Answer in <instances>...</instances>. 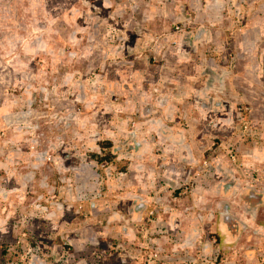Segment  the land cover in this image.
<instances>
[{"label": "rangeland", "instance_id": "obj_1", "mask_svg": "<svg viewBox=\"0 0 264 264\" xmlns=\"http://www.w3.org/2000/svg\"><path fill=\"white\" fill-rule=\"evenodd\" d=\"M81 1L85 0H72V3L71 0H59V2L58 0H0V112H9L11 117L9 119L11 125L7 128L4 125V117L0 113V136L8 135L11 129L22 131L33 127L34 130L32 129V131H35V136H32L35 139L33 145L46 152L47 158L42 165L43 174L48 180L52 178V184L46 188L44 197L37 190L27 186L23 195L29 199L34 197L50 204L48 208H45V211L54 216L50 217V215L43 213L42 217H36L37 212L34 211L35 218L30 219L35 220L31 223L26 222L28 218L20 219V217L19 219L13 217L8 224L6 222L3 227L7 228V231L0 234V264H264V200L263 203L258 204L255 212H251L249 209H241L240 212L236 208L240 197L243 195L236 196V198H232L234 212L231 217L227 218L221 216L220 212L221 205L228 200L227 197L221 200V198H215L216 195L214 194L207 196V193L212 191L223 190L224 193L229 188L246 191L248 194L252 191L255 194L247 196L246 201L248 202L253 199L254 201L260 200L258 194L264 193V172L261 171L264 170V161L262 159V162L257 159L254 160L252 154L246 155V153L253 152L259 157L264 156V50L262 46V58H252L255 61V66L252 64V67L256 73H254V78L247 80V77L243 76L244 73H248L246 71L248 60L243 58L245 50L248 46H252V42H256L255 46L256 49L258 47V50L260 45L258 39L255 41L253 29L247 25L246 20L233 23L225 22L228 25L223 24L224 26L221 28L203 29L207 32L206 34L212 32V39L202 45L204 52H199L200 55L198 56H202L201 61H203L207 82L209 81L210 84L212 81L219 82L222 79V82L225 83L224 107L214 101V109L211 113L203 116L199 107L193 108L189 115H185L181 110L183 116L176 122L186 131V134L194 135L189 140L191 147L194 146L195 136H201L204 139V147L201 151L204 154V160L200 165H190L191 163L189 164L183 159L177 161L182 165L180 169L182 177L189 173L190 169H194L193 172L197 171L200 174L210 175L208 176L209 179H213L217 174L221 178L224 175L225 180L221 182V186H218L220 182H216L214 186L207 185L206 189L198 192L196 184L190 181H182V185L175 187L177 178L163 175V168L156 167L150 173L151 181L146 187L147 190L145 188L149 192L147 194L149 197L144 195L150 201L149 204L147 203L149 207L141 208L138 203L132 202V200H128L126 203L125 199L129 197L121 198L118 193L113 197L111 195L113 193H110L107 188L109 183L114 186V181H117L115 179L119 177L120 173L128 171L127 168L132 166V160L135 159L139 151L147 145V142L150 143L147 137L151 131L159 132L163 127L158 126L157 131L155 128L151 129L149 123L135 124L137 120L147 115L145 111L142 115L143 110L140 112L135 104L129 108L132 117H130L131 121L128 123L127 131L125 130V121L122 119L126 114L120 113L122 116L120 121L124 123L125 132L121 131L118 124L115 125L112 121L104 127L102 136L97 135L99 145H96V154L113 152L115 154L113 161L107 160L100 163L95 160V166L92 167L83 165L85 162L81 158H76L79 168L73 165V168L76 167L77 169L70 167L73 170H65L63 178L69 180L75 173L77 174L74 176L78 179L76 181L79 187L76 189L77 193L72 194L69 188L68 191L61 193L60 188L54 183L57 174H61L55 167L56 156L60 161L61 158L64 160L69 157L66 154V149L61 151L60 143L70 141L71 133L78 130L80 123H82L81 127L83 126L84 123L80 117L85 110L80 103H75L74 109L70 106L67 110L64 106L57 107L56 99L42 98L44 97L43 94H39L37 90L40 87L38 81L42 82L40 74L43 75V72L48 68H53V65L54 67L62 66L67 70H73L74 62L75 69L78 66L84 71L83 76L80 77H83L82 81L90 83L89 86L93 88L95 95H103L102 91L106 89L105 86L109 80L106 81V75L103 74L99 63L91 67L86 57H76L75 59L70 43L63 45L62 57L61 55L60 58L57 57L56 59L50 57L46 63L40 59L38 53L32 55L33 58H30V61L35 65L31 66L27 61L29 55L24 48V41L27 37L23 33L25 32L24 27H28L30 22L37 24L35 38H40L46 31L45 22H52L50 25H53V22H69L72 27L73 24L75 25L72 22H82V18L88 22L90 13L98 18L99 22H105L104 20L109 19V17L112 18V15L116 18L119 17L114 9H112V15L108 16L109 9L104 10L102 3H100L102 0L91 1L90 13L86 3H83L82 6L78 5ZM94 2L101 5H96ZM176 2L177 19H173V26L169 33L172 32L174 33L172 35H175L186 31L184 36H194V40H197L198 29L192 31L196 28L194 22L195 20L199 23L204 22L205 17L202 15L199 18L198 10L193 7L190 1L176 0ZM117 3L114 5L117 6ZM127 3L129 8L127 7L123 11L129 19L128 21L133 22L129 13L135 18L134 2L128 0ZM258 3L262 2L258 0ZM75 5L82 12H86L85 16L82 15L81 17L78 10H72L75 9L73 7ZM123 11L121 10V15ZM72 12L77 14L75 19L72 17ZM10 13L16 15V21H7ZM245 13L246 11L243 12V15ZM8 22H20L21 24L12 26L7 24ZM29 33L32 34L34 31L30 30ZM162 37L164 36L157 35L155 38L157 41L163 40L162 48H159L163 49L162 53L179 44L176 39L166 42ZM82 38L86 43V35ZM223 38L226 40L224 39L222 44L219 43V40L221 41ZM249 38L250 44H248ZM82 46L85 47L86 45L83 44ZM24 56H28V58H23ZM150 60L152 64H161L164 58L155 56ZM110 62L111 60L105 65L110 67ZM114 62L115 60L112 59V66H121L127 60L121 58L115 64ZM22 63H25L26 68L31 67L30 72L33 68L37 76L32 77L30 76L31 73L20 75L19 70L12 68L15 65L22 66ZM130 64L133 65L134 63L130 62ZM21 66L18 67L21 68ZM26 68L21 70H26ZM91 68L93 70L88 71ZM233 75L235 76L234 79ZM107 77L116 79L115 74ZM151 81L152 78L147 82L150 89H152ZM233 82L236 88L240 89L238 91L241 94L243 92L242 83L251 84L249 87L255 100L244 98L241 94L238 96V93H235L234 99L240 97V101L235 102L232 108V101L228 100ZM238 82L241 83L240 87H237ZM166 83L171 84L177 90L178 86L175 80H168ZM207 89V95L212 94V90ZM192 94L195 96V93L192 92ZM136 98H140L137 91L129 92L128 99L136 101ZM29 100H32L30 104H28ZM112 100L118 101L120 104L121 95L119 93L113 94ZM68 101L70 100L68 99ZM237 103L239 104L237 105ZM210 104L212 105L211 102ZM230 109L233 110L232 113H229L230 115L223 114L229 112ZM224 116H227L228 119L223 120ZM224 122H226L225 125ZM74 124L75 127H73ZM232 126L237 131L230 132L228 127L232 128ZM247 127L249 134L241 135L243 144H240L237 142L240 139L238 135ZM141 129L147 135L137 137L136 133ZM1 131H5V133L2 132L4 133L2 135ZM106 140H111L114 144L113 147H101L100 142ZM6 147L11 149L14 147L15 149V146L10 144ZM155 149L152 157L158 161L162 150L156 147ZM163 152H165L164 149ZM220 158L228 161L230 168L233 167L237 174L235 178L229 172L222 171V165L217 166ZM1 159L3 158L0 157ZM224 168L222 167V169ZM253 168L257 169L252 171ZM7 169L0 166V176L2 179L11 180L12 177L8 174ZM60 178H57V182ZM127 179L129 180L126 190H131L132 186H142L131 173ZM65 184L68 185V181ZM233 184L238 187H232ZM4 202L8 201L4 200ZM32 202V210L39 209L34 203V199ZM10 207V203H7L3 209L13 210ZM170 207L186 212V218L179 216L175 219V224L174 217L169 212ZM133 209H138V213H133ZM63 219H67L70 224L71 222L74 223L68 226L66 235L63 236L59 233V235L50 236L45 233H40V235L37 233V229L43 225H45L43 230L50 232L48 229L53 230V226ZM109 226L111 228L107 229ZM192 228L197 229L200 233L195 234V229ZM189 229L191 232L187 234ZM83 232L85 233L83 234Z\"/></svg>", "mask_w": 264, "mask_h": 264}, {"label": "crops", "instance_id": "obj_2", "mask_svg": "<svg viewBox=\"0 0 264 264\" xmlns=\"http://www.w3.org/2000/svg\"><path fill=\"white\" fill-rule=\"evenodd\" d=\"M91 1L92 0L81 1L78 5L82 6L83 3H86L89 7L90 13L92 7ZM132 1L134 2L133 9L135 12V18L132 17L130 13L129 15L133 22L128 21L129 19L123 11L128 7V0H102L100 3H102L104 10L109 9L108 16L112 15V9H114L117 16H119L116 18L112 15V18L109 17V19L104 20L105 22H99V19L95 18L92 13L88 16V22L82 18V22H72V24L75 23L72 27L69 22H53V25H50L52 22H45L46 31L40 38H35L37 24L35 22H30L28 27H24L25 32L23 34L27 37L25 39L26 41H24V48L27 55H29L27 61L31 66H34L35 64L30 61V58H33L32 55L38 53L40 59L46 63L48 59L50 60V57L52 59H56L57 57L60 58V55L62 57L64 52L63 45L70 43L72 47V55L75 56V59L76 57H86L89 60V65L91 67L99 63L103 74L106 75V81L108 79L110 82H108V84L106 83V91H102L103 95H95L93 93V88L89 86L90 83L88 84L87 81H82L83 77H80L83 76L82 74L84 71L78 66L77 69H75L74 62L73 70H67L62 66L54 67L53 65V68H48L43 72V75H39L42 82L38 81L40 87H38L37 90L39 94H43L44 97L42 98L56 99L58 102L57 107L64 106L67 110H69L70 106L74 109V104L80 103L85 110L80 117L84 123L83 126L81 127L82 123H80V126L77 128L78 130L71 133L70 141L67 143H60L61 151L66 149V154L69 155V157L64 160L61 158L60 161L56 156L57 160L55 161V167L62 175L57 174L54 183L60 188L61 193H64L69 189L72 194L78 192L76 190L79 188L76 184L78 179L74 177L77 176V174L75 173V175L69 180H65L63 174L65 173V170L68 171L79 168V163H76L78 161L76 158H81V160L85 162L83 165L95 166L94 162L95 160L97 161L95 158L97 155V152L95 151L97 150L95 148L96 145H99L97 142L99 141L97 135L100 134L99 136H102V130H104V127H106L107 124L113 121L115 125L118 124L121 131H124V123L120 121L123 119L126 124L125 130L127 131L128 123L131 121L130 117H132L131 109H129L132 104H135V107L137 109L139 108L138 110L140 112L143 110V113H141L142 115L145 112L147 114L145 117L137 120L135 124L149 123L152 127L151 129L155 128L157 131L158 126H163L159 132L154 130L151 131L149 137H147L150 143L148 144L147 142V145L139 151L135 159L132 160V166L127 168L128 171L120 173L119 177L115 179L117 181H114V186L109 183V186L107 187L108 191L113 193L111 194L113 197L118 193L121 198L129 197L128 199H125L126 203L128 200H132V202L135 201L138 203L141 208L144 206L147 208L149 207L148 204L150 201L145 198V196L149 197L147 195L149 192L146 191V187L151 181L149 178L150 173L151 171L153 172L156 167L163 168V175L177 178L175 187L182 185L185 181H190L198 186V192H201L202 189H206L207 185L214 186L216 182H220L218 186H221V182L225 180L224 175H222L221 178L218 174L216 177L214 176L213 179H209L210 177L208 176L210 175L203 173L200 174L197 171L193 172L194 169H190L189 173L182 177V172L180 171L182 165L177 161L183 159L189 164L191 163L190 165H200L202 160H204V154L201 152L204 147V139L201 138V136H195L194 146L191 147L189 140L194 135H190V133L186 134V131L181 126L177 125L176 122L181 116H183L182 112L185 115H189L195 107H199L202 116L211 113L215 107V103H213L214 101L220 103V106L222 105V107H224L223 104L225 98L223 97V91L225 83L222 82L221 79L219 82L212 81V83L209 84V81L207 82V79H205L206 74L203 69V61H201L202 56H198L200 55L199 52H204L202 45H205L206 42H209L212 39V32L206 34L207 32L203 30L204 28H221L224 25H228L225 24V22L233 23L246 20L247 25L251 26L253 29L255 41L257 39L259 40L260 48L259 50L258 47L256 49V42H252V46H248L245 50L243 58H246V61L248 60V68H246L248 73H244L243 76L247 77V80L255 77L254 73H256V71L254 70V67H252V64L255 66V61L252 58H262V46L264 50V0H260L262 3H258V0H188L193 4V7L198 10L199 18L202 15L205 17L204 22L199 23L196 22L197 20L194 22V27L196 28L192 31L194 32L195 29H198V33L196 34L198 36L197 40H194V36H184L186 31L181 34L176 33L175 35H172L174 34L172 32L171 34L169 33L173 26V19H177L176 0ZM116 2H118L117 6L114 5ZM94 4L101 5L97 2H94ZM73 7L75 9L72 10H78L81 17L82 15L85 16L86 12H82L76 5ZM121 10L123 11L122 15ZM245 11L246 13L243 15V12ZM75 15L77 14L72 12L73 19L76 18ZM7 19V21H16L17 18L14 13H10ZM18 23L21 24L20 22H8L7 24L17 26L19 25ZM30 30H33L34 33L28 34ZM70 32L72 33L71 35ZM223 33L224 32L222 31V34ZM85 35L87 37L86 43H84L82 38ZM157 35L164 36L162 39L166 42H171L176 39L179 44L170 47L169 50L162 53L163 49L159 48H162L163 40L157 41L155 39ZM182 36L183 38H181ZM224 39L225 38L221 39V41L219 40V43L222 44L226 40ZM250 41L249 38L248 44H250ZM83 44L86 46L83 47ZM247 53L250 54L248 55ZM155 56L158 58L163 57V62L161 64H152L150 59ZM23 58H28V56H24ZM121 58H125V61L127 60V62L122 63L121 66H112V59L115 60V64L118 62V59ZM109 60H111L110 67H107L105 63ZM132 60L136 61L133 62ZM130 62L134 64L131 65ZM18 66L15 65L12 68L19 70L20 75H28L31 73L30 76H37L33 68L32 72H30L31 67L26 68L25 63H22L21 68ZM25 68L26 70H21ZM91 70L93 69H88V71ZM111 74H115V80L107 77ZM234 77L235 76L233 75V79ZM53 78L54 80H52ZM150 78H152V89H150L147 83ZM168 80H175L177 82V90L171 84L169 85V83H166ZM250 85L251 84L246 85L242 83L243 92L241 94L238 91L240 89L236 88L234 82L232 83L230 94V99L232 100H228L232 101V108L234 107L235 102L240 101V97L234 99L236 97L235 93H238V96L241 94L244 98H253L255 100L251 93L252 90L249 87ZM240 86L241 83L238 82L237 87ZM207 88L212 90V94L207 95ZM133 91H137V94L140 96L139 99L136 98V101L128 99L129 92ZM192 92L195 93V96H193ZM117 93L121 95L120 104L118 101L112 100L113 94ZM68 99L70 101H68ZM31 101L29 100L28 104H30ZM208 102L209 104L210 102L212 103V105L210 104L213 106L212 108ZM238 104L239 103H237V105ZM181 110L182 112H180ZM232 112L233 110L230 109L229 112L223 114L230 115L229 113ZM0 113L1 116L4 117V125L9 128L11 125V121L9 120L11 118L10 113ZM120 113H125V117L122 118ZM28 118L30 120V116ZM227 119L228 117L224 116L223 120ZM241 119L243 118L241 117ZM225 123L226 122H224V125ZM73 127H75V124ZM32 129L33 127L23 129L22 131L11 129L9 130L8 135L5 134V136H0V157L3 158L0 160V166L5 167L6 169L8 167V174L12 177L11 180H8L4 178L2 179L0 176V234L7 231V228H4L3 225L6 224V222L7 224L10 223V219L13 217H18L17 219H19V217L20 219L28 218L26 221L27 223H31L35 220L30 219L35 218L34 211L37 212L36 217H42L43 213L50 215V217H54L51 213L49 214L45 211V208H48L50 204L41 199L34 197L29 199V197L23 195L25 189L30 187V189L33 188L37 190L40 195L44 197L46 194V188L52 184V178L48 180L43 174L42 165L47 158L46 152L42 148H36L38 146L33 145L35 139L32 136L35 131H32ZM228 129L230 132L233 130L237 131L233 126L232 128L228 127ZM248 130L249 128L247 127L245 130L240 131V134L238 133V136L240 137V139L237 140L238 143L243 144L241 138L242 136L249 134ZM2 132L5 133V131H1V133ZM4 133H2V135ZM146 135V132L142 129L138 130L136 133L137 137H144ZM9 144L15 146V149L14 147L12 149L6 147V145L8 146ZM154 146L162 150V154L159 155L158 161L152 157L156 151ZM240 148L241 147H239V149ZM163 149L165 152H163ZM251 154L254 160L257 159L258 161H261L262 159V161H264V156L259 157L253 152L246 153V155L249 156ZM219 161L220 162L217 163V166L222 165V167H225L224 169L221 167L222 171L225 170L226 172H229L233 178L237 176L233 167L230 168L228 161L224 160V158H220ZM73 165L77 168H73ZM70 167L73 169H70ZM200 169L202 168L200 167ZM256 169L253 168L251 170L254 171ZM261 171L264 172V170ZM130 173L142 186H134L135 188L132 186L131 190H126L128 187L127 181L129 180L127 178ZM58 177L61 178L57 182ZM66 179H68V177H66ZM207 179H209V181H206ZM66 181H68V185L65 184ZM231 181L233 180L231 179ZM234 186L236 185L233 184L232 187ZM114 189L116 190L114 191ZM210 194L216 195L215 198H221V200H223L224 197H227V202L221 205L220 210L222 214L221 216H226L227 218L231 217L234 212V209L232 208V198H236V196L243 195L240 197V203H237L238 206L236 208V210L240 212L241 209H249V211L255 212L258 204L263 203L264 200L263 193L258 194V197L260 198V200L258 199L259 201H254L253 199L247 202V196L254 195V192L251 191V193L248 194L246 191H239L231 188L224 193L223 190H215L207 193V196ZM32 199H34V203L39 209L35 208L32 210ZM4 200L8 202H4ZM241 200L243 201L241 202ZM7 203H10V208L13 210H9L8 208L3 209V206L7 205ZM137 210L138 209H133V213H138ZM62 212L63 210L61 208V213ZM169 212L171 216L174 217V223L175 219L179 216L184 219L186 218V212H182L181 209H172V207H170ZM72 224L74 223L71 222L70 224L67 219H63L53 226V230H50L49 228L48 230L50 232L44 231L43 226L45 225H43L37 229V233L39 235L40 233H45L50 236L59 235V233H61L64 236L66 235L65 232L69 229L68 226ZM109 228H111V226L107 227V229ZM190 232L191 230L189 229L187 234H190ZM84 233L85 232H83V234ZM199 233L200 232L195 229V234Z\"/></svg>", "mask_w": 264, "mask_h": 264}, {"label": "trees", "instance_id": "obj_3", "mask_svg": "<svg viewBox=\"0 0 264 264\" xmlns=\"http://www.w3.org/2000/svg\"><path fill=\"white\" fill-rule=\"evenodd\" d=\"M101 147L103 148H110L113 147V142L111 140H106V141H101L100 142ZM97 161L102 163L104 161H113V159L115 158V154L113 152H105V154H97Z\"/></svg>", "mask_w": 264, "mask_h": 264}]
</instances>
